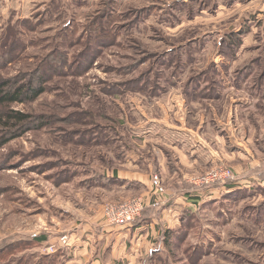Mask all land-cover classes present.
<instances>
[{
    "label": "rangeland",
    "instance_id": "374dc122",
    "mask_svg": "<svg viewBox=\"0 0 264 264\" xmlns=\"http://www.w3.org/2000/svg\"><path fill=\"white\" fill-rule=\"evenodd\" d=\"M38 76L35 100L0 107V264L66 263L69 249L48 248L89 222L86 207L127 197L86 182L143 150L144 116L183 117L204 146L217 137V165L239 175L202 188L139 264H264V183L243 173L264 168V0H0V80Z\"/></svg>",
    "mask_w": 264,
    "mask_h": 264
},
{
    "label": "crops",
    "instance_id": "0c3cea01",
    "mask_svg": "<svg viewBox=\"0 0 264 264\" xmlns=\"http://www.w3.org/2000/svg\"><path fill=\"white\" fill-rule=\"evenodd\" d=\"M180 93L182 103L179 102L180 100H174L173 106L172 99L169 106L167 102L165 103L167 111L174 115L180 112L178 105L184 103V93ZM165 101L164 98L160 102ZM172 108L173 110H170ZM139 122L149 126L147 133L141 134L139 139L135 138L143 150H136V152L125 150L127 152L121 155V164L118 168L102 169L101 175L94 174L88 179L89 185L86 182V187L112 193L113 196L117 194L119 198H124L126 195L125 199L140 196L145 200L144 212L129 227H107L102 222L101 214L86 207L89 215L86 213L83 215L89 217V222L81 228H75V232L68 236L61 235V237H67L65 248L69 249V258L67 257L65 264H139L144 256H149L151 252L156 251L154 249L160 235L176 230L183 211L195 204L204 203V200H200L207 197L202 195L201 189L204 187L196 186L195 179L191 176L197 171L203 170L201 173H204L219 166L217 165V162H220V159H217V137L216 140L214 139L216 142L214 148L210 145L204 146L203 140L196 143L200 141L199 133L189 129L183 117L171 120L144 116ZM163 141H168V149L160 146L159 143ZM191 142H195L193 147ZM201 145L204 148H201ZM227 158L232 163L235 156L227 155ZM242 168L244 169L243 166ZM258 168H260L259 165L253 166V163L250 165L247 161L243 173L245 177H248L251 172L255 173V178L248 177V180L256 179L263 184L264 168L261 170ZM234 169H237V166L231 168L236 179L239 171ZM152 175H157L161 179L167 190L165 195L151 194ZM210 194H213L212 198H214L217 188H213ZM57 246L59 247V240ZM65 248H62L59 253L63 258V251H67Z\"/></svg>",
    "mask_w": 264,
    "mask_h": 264
},
{
    "label": "built area",
    "instance_id": "2783aa9c",
    "mask_svg": "<svg viewBox=\"0 0 264 264\" xmlns=\"http://www.w3.org/2000/svg\"><path fill=\"white\" fill-rule=\"evenodd\" d=\"M234 173L225 166H217L204 172L203 175L195 178L194 184L198 187L215 186L217 184H226L234 181ZM150 192L152 195H165L166 190L157 175H152L150 179ZM146 208L145 200L140 197H130L121 202L105 205L102 209V222L107 227H129L140 218L143 210ZM67 246V237L62 236L59 239V247L51 246L48 250L55 253L59 248Z\"/></svg>",
    "mask_w": 264,
    "mask_h": 264
},
{
    "label": "trees",
    "instance_id": "16d2710c",
    "mask_svg": "<svg viewBox=\"0 0 264 264\" xmlns=\"http://www.w3.org/2000/svg\"><path fill=\"white\" fill-rule=\"evenodd\" d=\"M9 83H10V81L0 80V107L5 106V105L14 104V103H24V102H28V101H33L43 92V87H42L43 86V78H41L40 76H38V81L36 83L33 82L32 80H28L27 82L20 84V85H17V86H14L12 88L8 87ZM3 119L5 122L15 123V125H16L15 127H17L18 125H22L21 123L25 122L27 117L24 115H21L19 113H16V112H14V113L9 112V113L4 114ZM144 210H143V212H144ZM168 233H170V231L166 232V234H168ZM33 241H35L36 243H40L43 240L41 237H36L33 239ZM32 244H33V242H30V241L14 244V251L15 250L16 251L17 250L18 251H24L28 247H31ZM14 251L9 253V255L13 254ZM59 253L60 252H58V253L56 252V254L60 256ZM156 254H157L156 251L151 252L149 254V258L152 259L153 256L154 257L156 256ZM43 259H46V258H43ZM41 261H45V260H41ZM18 264H21V263H18Z\"/></svg>",
    "mask_w": 264,
    "mask_h": 264
}]
</instances>
